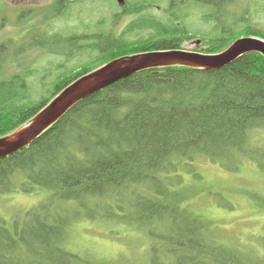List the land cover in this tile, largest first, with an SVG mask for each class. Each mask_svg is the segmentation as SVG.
<instances>
[{"label":"trees","instance_id":"obj_1","mask_svg":"<svg viewBox=\"0 0 264 264\" xmlns=\"http://www.w3.org/2000/svg\"><path fill=\"white\" fill-rule=\"evenodd\" d=\"M84 3L94 0H53L39 19L28 11L14 25L20 43L0 41V138L111 61L185 50L192 40L198 46L190 51L205 55L240 38L264 40V0H103L104 16L67 17ZM4 10L0 0V16ZM242 159L257 161L264 178L262 55L218 69L174 65L133 74L80 100L28 146L0 158V196L34 201L0 215V264H264V238L246 247L208 233L210 223L183 206L177 186L198 160L237 173ZM82 224L105 240L130 237L141 250L101 253L78 244Z\"/></svg>","mask_w":264,"mask_h":264},{"label":"rangeland","instance_id":"obj_2","mask_svg":"<svg viewBox=\"0 0 264 264\" xmlns=\"http://www.w3.org/2000/svg\"><path fill=\"white\" fill-rule=\"evenodd\" d=\"M242 1L248 2L250 0ZM1 2L5 6V10L4 14H1L2 17L0 16V41L13 39L16 41L14 44L17 45L20 43L17 40L20 36V28H16L14 25L24 22L29 15L27 14L28 11L32 14L36 10L38 19L43 15L48 16V6L53 0H1ZM102 2L103 0H94V3L75 5L68 12L67 17L72 20H78V12H82L86 15L85 21L89 22L88 15L97 18L104 16L98 13H101L104 8ZM123 24L124 22L120 24V27ZM79 30L80 28L75 33ZM70 33L73 32L61 34L60 39L53 48L61 49L64 47V42ZM197 46L198 40H192L185 42L183 48L186 51H190L197 48ZM42 52H36L33 57ZM53 60L58 66L68 67L67 63H64L63 58H54ZM53 60L50 59L52 62ZM72 62L74 63L71 66H74L77 60ZM38 67L37 71L40 73V65ZM56 69L59 71L62 68L56 67ZM58 71L54 72L52 76ZM259 167L257 161L250 162L242 159L239 164L240 171L230 173L225 171L220 163L215 165V163L211 164L206 160L196 161L193 164V172H182L177 181L179 192L184 201L183 206H186L191 212L199 216V222L205 220L210 223L207 226L208 233L215 236L217 233L214 234V231L220 232L225 237L234 238L238 244L243 246L259 247L264 238V211L255 206V204L258 205L257 200L255 201L251 196L254 194V197H258L257 194H259L264 197V178L261 176L262 171ZM173 188H177L175 183ZM33 203L34 201L29 198L20 196H8L6 198L0 196V215L7 218L15 209H28ZM99 231V229L89 225L80 226L76 232L78 244L82 243L101 253H108L111 249H113L111 251L116 249L127 251L131 248L129 253L132 255L133 252H140L141 250V245H138L139 242L130 237H128L130 239L119 237L114 239V241L105 240Z\"/></svg>","mask_w":264,"mask_h":264},{"label":"water","instance_id":"obj_3","mask_svg":"<svg viewBox=\"0 0 264 264\" xmlns=\"http://www.w3.org/2000/svg\"><path fill=\"white\" fill-rule=\"evenodd\" d=\"M114 1L118 5L124 4V0ZM248 53H259L264 57V40L255 37L240 38L223 52L210 55L186 50L152 51L111 61L74 80L27 124L12 134L1 137L0 158L10 156L28 146L80 100L140 71L174 65L218 69Z\"/></svg>","mask_w":264,"mask_h":264},{"label":"bare ground","instance_id":"obj_4","mask_svg":"<svg viewBox=\"0 0 264 264\" xmlns=\"http://www.w3.org/2000/svg\"><path fill=\"white\" fill-rule=\"evenodd\" d=\"M60 92H61V91H60ZM74 105H75V104H74ZM74 105H73V106H74ZM73 106H72V107H73ZM72 107H71V108H72ZM71 108H70V109H71Z\"/></svg>","mask_w":264,"mask_h":264}]
</instances>
